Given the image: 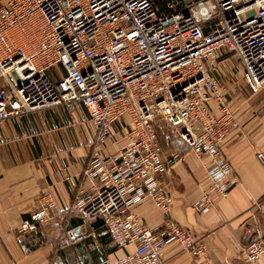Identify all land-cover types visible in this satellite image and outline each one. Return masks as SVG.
Here are the masks:
<instances>
[{"label": "built area", "instance_id": "2783aa9c", "mask_svg": "<svg viewBox=\"0 0 264 264\" xmlns=\"http://www.w3.org/2000/svg\"><path fill=\"white\" fill-rule=\"evenodd\" d=\"M230 56L251 93H260L264 0H0V125L52 108H85L95 132L90 187L69 214L104 219L123 252L111 264H165L172 245L202 258L203 241L171 218L174 197L163 178L184 156L167 155L162 123L211 161L210 188L194 204L206 215L239 182L223 151L241 128L222 63ZM115 127L128 144L108 156ZM63 177L73 181L67 170ZM44 199L19 235L39 234L50 221L55 204ZM145 201L166 216L162 224L148 226L135 212ZM250 236L243 257L259 264L264 234ZM82 237L80 227L68 232L70 242Z\"/></svg>", "mask_w": 264, "mask_h": 264}, {"label": "crops", "instance_id": "0c3cea01", "mask_svg": "<svg viewBox=\"0 0 264 264\" xmlns=\"http://www.w3.org/2000/svg\"><path fill=\"white\" fill-rule=\"evenodd\" d=\"M226 83L241 128L226 140L223 151L239 182L226 198L215 199L209 213L197 214L194 204L211 185L206 173L211 161L178 150L184 162L163 178L174 197L171 218L203 241L206 254L194 258L172 245L165 264H247L246 237L255 229L264 234V89L253 95L240 78ZM213 106L217 109L216 103ZM115 131L116 139L104 150L108 156L128 144L119 127ZM94 138L83 107L72 112L52 108L0 125V264H111L122 255L103 218L83 220L68 212L78 193L90 187L85 172ZM65 170L73 181L64 179ZM41 198L55 204L49 209L50 221L39 234L19 235L18 226L37 210ZM135 212L151 227L166 218L151 201ZM76 227L83 237L73 243L68 232Z\"/></svg>", "mask_w": 264, "mask_h": 264}, {"label": "rangeland", "instance_id": "374dc122", "mask_svg": "<svg viewBox=\"0 0 264 264\" xmlns=\"http://www.w3.org/2000/svg\"><path fill=\"white\" fill-rule=\"evenodd\" d=\"M223 66L225 68L224 71L227 74L226 78H235V80H238L239 78L240 80L242 79V73H240L242 71L240 69L239 63L236 61V59L233 58V56L228 57L225 60ZM162 124L164 128V134L167 136L168 139L164 138L163 134H161V142L163 143V146L166 149L165 151L167 152V155H171L172 153H179L178 150L183 151V149L191 153L189 149L181 145L178 135L174 131L166 127L164 123ZM166 140H170V145ZM185 150L183 151V153L186 152Z\"/></svg>", "mask_w": 264, "mask_h": 264}, {"label": "water", "instance_id": "95a60500", "mask_svg": "<svg viewBox=\"0 0 264 264\" xmlns=\"http://www.w3.org/2000/svg\"><path fill=\"white\" fill-rule=\"evenodd\" d=\"M250 238H251L250 235H248V236L246 237V239H245V241H244L245 246L248 245V243H249V241H250Z\"/></svg>", "mask_w": 264, "mask_h": 264}]
</instances>
